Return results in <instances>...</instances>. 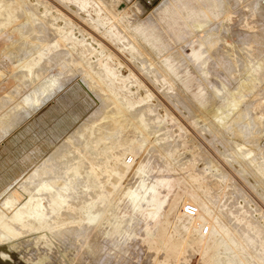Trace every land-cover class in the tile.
<instances>
[{"label": "rangeland", "instance_id": "1", "mask_svg": "<svg viewBox=\"0 0 264 264\" xmlns=\"http://www.w3.org/2000/svg\"><path fill=\"white\" fill-rule=\"evenodd\" d=\"M44 2L0 5V59L12 57L0 66V203L13 178L31 175L33 191L22 232L0 244L10 264H264L261 13L246 0ZM120 103L142 107L147 127L94 142L123 124Z\"/></svg>", "mask_w": 264, "mask_h": 264}, {"label": "bare ground", "instance_id": "2", "mask_svg": "<svg viewBox=\"0 0 264 264\" xmlns=\"http://www.w3.org/2000/svg\"><path fill=\"white\" fill-rule=\"evenodd\" d=\"M50 1V0H49ZM53 1V0H52ZM244 2H245V0H243ZM5 2V1H4ZM38 2V1H37ZM43 2V1H42ZM45 2H46V0H45ZM44 2V3H45ZM6 3V2H5ZM41 3V2H40ZM40 3H38V4H40ZM53 3V2H52ZM243 3V2H242ZM245 3H247V5H248V7H249V9L250 10H252V13H261V16H262V18H263V20H264V0H246V2ZM244 3V4H245ZM27 4H30L29 2H27ZM38 4H37V6H38ZM0 5H1V0H0ZM26 5V4H25ZM46 5V4H45ZM54 5V3L51 5V7ZM28 6V5H27ZM26 6V7H27ZM31 6V5H30ZM33 6V5H32ZM25 7V8H26ZM54 7V6H53ZM24 8V9H25ZM28 9H25L26 11L27 10H29V6L27 7ZM36 8V6H34V9ZM46 8V7H45ZM21 9H23L22 8V6H21ZM33 9V10H34ZM17 10V9H16ZM32 10V9H31ZM63 10V9H62ZM249 10V11H250ZM9 11V10H8ZM20 11V10H19ZM30 11V10H29ZM35 11V10H34ZM33 11V12H34ZM37 11V10H36ZM39 11V10H38ZM18 12V11H17ZM22 12H24V11H22ZM28 12V11H27ZM5 13V12H4ZM45 13V12H44ZM65 13V12H64ZM25 14V13H24ZM23 14V15H24ZM37 14L39 15V13L37 12ZM4 16V14L2 13V12H0V18H2L1 16ZM5 15H6V13H5ZM16 15V14H15ZM17 15H19V14H17ZM46 15V14H45ZM26 16V15H25ZM25 16H24V18H25ZM17 17H19V16H17ZM27 17H29V16H27ZM41 17H43V16H41ZM6 18V17H5ZM5 18L3 19V20H5ZM23 18V17H22ZM23 18V19H24ZM57 18V17H56ZM34 20H35V18H33ZM2 20V21H3ZM33 20V21H34ZM42 20H44L43 18H42ZM262 20V21H263ZM1 20H0V27H2L5 23H3ZM30 21V20H29ZM36 21V20H35ZM34 21V22H35ZM52 21V20H51ZM260 21V20H259ZM26 22H28V21H26ZM26 22H25V24H26ZM42 22L43 21H41V24H42ZM45 22V21H44ZM48 22V21H47ZM46 22V23H47ZM92 22H93V20H92ZM264 22V21H263ZM37 23V22H36ZM28 24V23H27ZM35 24V23H34ZM38 24V23H37ZM36 24V25H37ZM55 24V23H54ZM263 24V23H262ZM262 24H260V25H262ZM20 25V24H19ZM18 25V26H19ZM30 25V24H29ZM43 25H45V24H43ZM116 25V24H115ZM260 25H258V26H256L257 27V29H258V31H256V38L254 37V39H255V43H257L258 45H261V46H263L264 47V24L262 25V26H260ZM21 26H23V23H21ZM26 26V25H25ZM25 26H23L24 28H25ZM30 26H32V25H30ZM34 26V25H33ZM39 26V25H38ZM37 26V27H38ZM15 27V26H14ZM41 27V26H40ZM39 27V28H40ZM44 27V26H43ZM63 27V26H62ZM61 27V28H62ZM70 27V26H69ZM27 28H30V27H26V29H25V31L27 30ZM42 28V27H41ZM45 28H46V26H45ZM23 29V28H22ZM34 29H37V28H35V26H34ZM44 29V28H43ZM118 29V28H117ZM2 30V29H1ZM0 30V33H2V31ZM29 31H31V29H28ZM45 30H47V29H44V31ZM50 30V29H49ZM52 30V29H51ZM61 30V29H60ZM53 31V30H52ZM24 32V31H23ZM28 32V31H27ZM40 32H42V31H40ZM54 32V31H53ZM63 32V31H62ZM108 32V31H107ZM4 33V32H3ZM29 33V32H28ZM44 33V32H43ZM27 34V33H26ZM30 34V33H29ZM49 34V33H48ZM54 34H56L55 32H54ZM71 34V33H70ZM111 34V33H110ZM2 35V34H1ZM0 35V36H1ZM28 35V34H27ZM51 35V33L49 34V36ZM112 35V34H111ZM33 37H34V35H32ZM54 36V35H53ZM53 36H50L51 37V40H52V37ZM55 36H57V35H55ZM64 38H65V40L66 41H68L70 38L66 35V33H64ZM29 37H30V35H29ZM111 37V36H110ZM125 37H126V35H125ZM31 38V37H30ZM253 38V37H252ZM15 39V38H14ZM13 39V41H15ZM31 39H33V38H31ZM38 39V38H37ZM47 39V38H46ZM48 39H50V38H48ZM48 39H47V41H48ZM39 40H40V38H39ZM42 40H44V39H42ZM62 41V40H61ZM69 43V42H68ZM67 43V44H68ZM65 44V43H64ZM66 44V45H67ZM129 44V43H128ZM127 44V45H128ZM30 45V44H29ZM25 46V45H24ZM104 47V46H103ZM122 47V46H121ZM4 48V47H3ZM21 48V47H20ZM35 48V47H34ZM88 48V47H87ZM30 49H32V48H30ZM70 49H71V47H70ZM78 49V48H77ZM81 49H82V47H81ZM93 49H94V47H93ZM138 49V48H137ZM136 49V50H137ZM2 50V49H1ZM39 50V49H38ZM83 50V49H82ZM88 50V52H90V49H87ZM259 50V49H258ZM4 51V50H3ZM19 51H22V50H19ZM84 51V50H83ZM131 51V50H130ZM11 52V51H10ZM74 52V51H73ZM94 52V51H93ZM116 52V51H115ZM21 53V52H20ZM30 53V52H29ZM83 53H85V51L83 52ZM87 53V52H86ZM97 54V53H96ZM139 54H140V52H139ZM4 55V54H3ZM21 55V54H20ZM56 55V54H55ZM66 55V54H65ZM93 55H94V53H93ZM1 56V55H0ZM7 56V55H6ZM15 56H16V54H15ZM18 56V55H17ZM59 56V55H58ZM67 56V55H66ZM83 56H85V55H83ZM139 57V56H138ZM2 58V57H1ZM3 58H5V56H3ZM9 58V57H8ZM12 57H10V59H11ZM82 58V57H81ZM84 58V57H83ZM5 59H7V58H5ZM2 60V59H0V66L1 67H4V68H7L8 67V64L9 63H7L6 62V60ZM10 59H7L8 61L10 60ZM42 59V58H41ZM125 59V58H124ZM78 60V59H77ZM83 60V59H82ZM86 60V59H85ZM143 59H141L140 61H142ZM153 60V59H152ZM33 61V60H32ZM84 61V60H83ZM95 61V60H94ZM93 61V62H94ZM86 62V61H85ZM91 63H92V61H91ZM80 64V63H79ZM78 64V65H79ZM96 64H97V62H96ZM83 65V64H82ZM226 65V64H225ZM84 66V65H83ZM86 67V66H85ZM95 67V66H94ZM93 67V68H94ZM229 67V66H228ZM91 68V67H90ZM8 69V68H7ZM9 69H11V67L9 68ZM84 70V69H83ZM120 70V69H119ZM17 71V70H16ZM89 71V70H88ZM147 71H148V69H147ZM19 72V71H18ZM119 72V71H118ZM149 72V71H148ZM28 73L29 74H31L32 73V68L30 67L29 68V70H28ZM91 73V72H90ZM159 74V73H158ZM226 74V73H225ZM83 75V74H82ZM118 75V74H117ZM47 76V75H46ZM121 76V75H120ZM126 76V75H125ZM128 77V76H127ZM26 79V78H25ZM131 79V78H130ZM24 80V79H23ZM22 80V81H23ZM165 80V79H164ZM41 81V80H40ZM91 81V80H90ZM90 81H89V83H90ZM94 81V80H93ZM132 81V80H131ZM166 81V80H165ZM12 82V81H11ZM55 83V81L53 80V78L51 77V78H48V79H46V80H44V81H42V84L40 85V88H38V91H34L33 93H31V98L33 97V100L31 101V103L30 104H32V105H35V101L34 100H36L37 99V97H38V93L41 91V90H43L44 89V92H48V93H51L52 92V89L55 87L54 85H56V83ZM94 83V82H93ZM128 83H130V82H128ZM131 83H134V82H131ZM12 84V83H11ZM25 84V83H24ZM127 84V83H126ZM37 85V84H36ZM92 85V87H93V90H94V87H96V86H98V85H96L95 86V84L93 85V84H91ZM6 86V85H5ZM126 86V85H125ZM129 86V85H128ZM2 88L4 87V86H1ZM1 88V89H2ZM99 88H100V86H99ZM104 89V88H103ZM127 89H129V88H127ZM106 90V89H105ZM4 91V90H3ZM130 91V90H129ZM6 92V91H5ZM8 92V91H7ZM134 92V91H133ZM146 92V91H145ZM264 92V91H263ZM134 94V93H133ZM34 95H36L35 97H34ZM108 96H111V95H108ZM25 99H27V98H25ZM114 99V98H113ZM146 99V98H145ZM264 99V98H263ZM121 100V99H120ZM105 102V101H104ZM110 102V101H109ZM107 103V102H106ZM130 109H132V108H134L135 107V102H133V101H130ZM112 104V103H111ZM27 105V104H26ZM109 105V104H108ZM31 106V105H30ZM36 106V105H35ZM120 106V107H119ZM118 107H119V113L123 116V124H121V125H113L114 127H112L110 130H111V132H109V130L108 131H106V129H109V128H107V126H109L110 124H106L107 126H105L106 128H103V129H105V131H103L102 133H105V134H102V135H99L98 136V138L96 139V140H93L94 142H99V141H101V140H108V139H111V141H109L110 142V147L111 146H115L116 145V142H115V140H112L113 139V137H111V136H109V135H114L116 132L119 134V135H121V133H123V131H124V129H125V125H126V128H127V126H131V125H133L134 127H135V131H138V130H140V131H142V130H144V128L145 127H147V119H145L146 117H145V115H146V111L145 110H142L140 107H139V110L137 109V110H134V112L133 111H131V110H129L128 112H125V110L122 108V103H120V105H119ZM262 106V105H261ZM29 107V106H28ZM20 110L21 109H23V108H25V107H22V106H19L18 107ZM136 108V107H135ZM243 109V108H242ZM113 110H115V108L113 109ZM112 110V111H113ZM108 113V112H107ZM99 115V114H98ZM107 115V114H106ZM109 115V114H108ZM114 115H116L115 113H114ZM150 115V114H149ZM148 115V116H149ZM153 115V114H152ZM241 115V114H240ZM117 116V115H116ZM119 116V115H118ZM118 116L116 117V119L118 118ZM242 116V115H241ZM240 116V117H241ZM97 118V117H96ZM150 118H152V117H150ZM107 119V118H106ZM111 119H114V118H111ZM122 119V118H121ZM155 119V118H154ZM153 119V120H154ZM121 121V120H120ZM159 121V120H158ZM240 121H243L242 119L240 120ZM239 121V122H240ZM154 122V121H153ZM211 122V121H210ZM119 123H121V122H119ZM151 122H149V124H150ZM234 123V122H233ZM111 124H112V122H111ZM235 124H237L236 122H235ZM239 124H241V123H239ZM151 125V124H150ZM205 125H207V122H206V124ZM209 125V124H208ZM231 125V124H230ZM99 126H101V125H99ZM110 126H112V125H110ZM109 126V127H110ZM156 125H154V126H149L150 128H153V127H155ZM158 126V125H157ZM157 126H156V128H157ZM237 126V125H236ZM96 127V126H95ZM94 127V128H95ZM238 127V126H237ZM244 127H245V125H244ZM239 128V127H238ZM243 128V127H242ZM96 129V128H95ZM94 129V130H95ZM160 129V128H159ZM89 130V129H88ZM151 130V129H150ZM90 131V130H89ZM88 131V132H89ZM152 131H154V130H152ZM144 132V131H143ZM142 132V133H143ZM156 132V131H155ZM238 132H239V130H238ZM241 132V134H243L244 136H248V135H246L242 130L240 131ZM148 133H149V130H147V133H146V135H148ZM124 135H125V132L123 133ZM122 134V135H123ZM70 135V134H69ZM145 135V136H146ZM2 136V135H1ZM86 136V135H85ZM94 136H97V135H94ZM4 137V136H3ZM77 137V136H76ZM243 137V136H242ZM93 138V137H92ZM96 138V137H95ZM158 138V137H157ZM156 138V139H157ZM246 138V137H245ZM248 138V137H247ZM143 139V138H142ZM75 141V140H74ZM79 141V140H78ZM77 141V142H78ZM92 141V140H91ZM90 141V142H91ZM116 141H117V139H116ZM130 141H134L133 139L132 140H130ZM154 141V140H153ZM82 143V142H81ZM107 143V142H106ZM120 143H122V146L124 145V141L122 140V142L120 141ZM108 144V143H107ZM129 144V143H128ZM81 145V144H80ZM80 147V146H79ZM102 148V147H101ZM89 149V148H88ZM244 150H247V149H244ZM80 151H82V149L80 150ZM242 151V150H241ZM72 152V151H71ZM250 152V151H249ZM254 152V151H253ZM116 153V152H115ZM246 153V152H245ZM57 155L59 154V153H56ZM73 154V153H72ZM118 154V153H117ZM251 154V152L250 153H248V155H250ZM106 155V154H105ZM73 156H74V154H73ZM233 156V155H232ZM254 156V155H253ZM57 157V156H56ZM108 157V156H107ZM229 157H230V155H229ZM257 158V157H256ZM49 159H51V158H49ZM48 159V160H49ZM260 159V158H259ZM56 160V159H55ZM255 160V157L253 158V161ZM258 162V161H257ZM262 163V162H261ZM118 164V163H117ZM259 164V163H258ZM55 165V164H54ZM96 165V164H95ZM98 165V164H97ZM86 167H88V166H86ZM60 168H62V167H60ZM261 168V170L262 171H264V165L263 166H261L260 167ZM54 169H56V168H54ZM73 169V172L75 173V172H78V170H77V168L76 167H73L72 168ZM100 169H101V167H100ZM34 170V169H33ZM102 170V169H101ZM106 169H104V171H105ZM86 171V170H85ZM103 171V172H104ZM111 171V170H110ZM33 172V171H32ZM35 172V171H34ZM113 172H114V170H113ZM39 173V172H38ZM61 174V173H60ZM68 174V173H67ZM118 178H119V176H120V173H114ZM76 175V174H75ZM103 175V174H102ZM34 176V175H33ZM41 176V175H40ZM49 176V175H48ZM84 176V175H83ZM24 177H26V179H24V182L22 181V182H18L16 185H13V183H15L16 181H17V178L12 182V183H10L9 184V186H7V194H6V196L4 195V199L3 200H1L2 202L0 203V244H9L10 242H12V240H14L15 239V237L20 233V232H22V227H21V220H22V215H23V205L25 204V201L26 200H31V196H32V193H33V191H32V187H31V185L30 184H32V182L30 183V184H27L26 182H27V180H29V179H31V175H28V177L27 176H24ZM42 177V176H41ZM79 178V177H78ZM84 178V177H83ZM38 179V178H37ZM63 179H64V177H63ZM102 179V178H101ZM110 179V178H109ZM113 179V178H112ZM32 180V179H31ZM66 180V179H65ZM34 181V180H33ZM39 181V180H38ZM51 181H52V183L54 184V185H56L57 186V188L58 189H60V190H62V191H65L66 192V194H67V190L69 189V185H68V183H62V184H59V178L56 176V177H54L53 179H51ZM64 181V180H63ZM102 181V180H101ZM259 181V180H258ZM262 181V180H261ZM35 182V181H34ZM29 183V182H28ZM96 183V182H95ZM36 184H37V182H36ZM108 184H109V181H108ZM34 186V185H33ZM34 188V187H33ZM74 188V187H73ZM80 188V187H79ZM6 190V189H5ZM72 193V192H71ZM91 193V192H90ZM38 195V194H37ZM82 196V195H81ZM83 197V196H82ZM92 197H94V196H92ZM45 204V203H44ZM92 204V203H91ZM90 210H91V208H90ZM89 209L88 210H86V216H85V219H87L88 221H92L93 223H94V221L97 219V216H95V213H93L94 211H90ZM102 210V209H101ZM95 212H97V211H95ZM65 213V212H64ZM71 215V214H70ZM97 215H98V213H97ZM53 216V215H52ZM72 216V215H71ZM70 216V217H71ZM95 216V217H94ZM77 218V217H76ZM94 218H95V220H94ZM98 218H99V216H98ZM60 220V219H59ZM64 221V220H63ZM50 225V224H49ZM55 227H58V225H51V228H55ZM45 229V228H44ZM63 229H65V228H63ZM72 229V228H71ZM27 230V229H26ZM25 230V231H26ZM65 230H67V229H65ZM82 230V229H81ZM80 230V231H81ZM24 231V230H23ZM61 231V230H60ZM74 231V230H73ZM72 231V232H73ZM75 231H76V229H75ZM25 233V232H24ZM23 233V234H24ZM56 234V232H53L52 234ZM80 233V232H79ZM59 234V233H58ZM81 234V233H80ZM45 237V236H44ZM47 240V239H46ZM251 241H252V239L251 238H249V240H248V244L249 245H251ZM102 250V249H101ZM44 258H41V259H36V260H32V262H34V263H37V264H42V262L44 261L43 260ZM260 260H262L263 258H259ZM11 260H12V254L8 251V250H5L4 248H2V247H0V264H10V262H11ZM217 264H219V261H217Z\"/></svg>", "mask_w": 264, "mask_h": 264}, {"label": "built area", "instance_id": "3", "mask_svg": "<svg viewBox=\"0 0 264 264\" xmlns=\"http://www.w3.org/2000/svg\"><path fill=\"white\" fill-rule=\"evenodd\" d=\"M183 211L186 213L188 216H194L198 212V206L190 201H187L183 204L182 206ZM209 230V225H204L203 227V232H207Z\"/></svg>", "mask_w": 264, "mask_h": 264}, {"label": "crops", "instance_id": "4", "mask_svg": "<svg viewBox=\"0 0 264 264\" xmlns=\"http://www.w3.org/2000/svg\"><path fill=\"white\" fill-rule=\"evenodd\" d=\"M16 178H17V177H16ZM16 178H13V179L15 180ZM13 179L11 180L12 182L14 181ZM11 181L5 185V188H6L7 186H9L10 183H12Z\"/></svg>", "mask_w": 264, "mask_h": 264}]
</instances>
